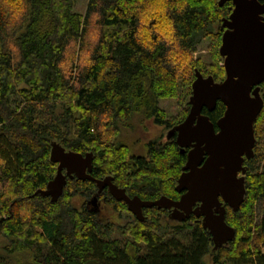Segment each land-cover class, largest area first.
<instances>
[{"label":"trees","instance_id":"1","mask_svg":"<svg viewBox=\"0 0 264 264\" xmlns=\"http://www.w3.org/2000/svg\"><path fill=\"white\" fill-rule=\"evenodd\" d=\"M218 1L86 0L80 13L76 0H0V264H264V96L244 201L226 208L235 237L214 253L199 219L170 223L153 207L139 222L107 190L97 197L127 220L102 222L88 180L67 179L56 202L35 195L55 175L54 142L92 153L91 177H111L129 197L178 199L186 153L174 139L149 141L145 156L125 140L134 120L167 130L184 120L194 70L223 80L220 24L231 2ZM203 40L207 65L192 58ZM165 100L182 102L177 122ZM223 112L220 102L202 110L212 123Z\"/></svg>","mask_w":264,"mask_h":264},{"label":"water","instance_id":"2","mask_svg":"<svg viewBox=\"0 0 264 264\" xmlns=\"http://www.w3.org/2000/svg\"><path fill=\"white\" fill-rule=\"evenodd\" d=\"M226 2H231L232 10L221 20L223 33L218 49L224 78L216 82L194 70L188 113L165 135L166 141L174 138L181 154L186 153L174 188L179 198L171 201L161 196L155 201H143L137 196L129 197L112 183L111 177H91L92 153L66 151L54 142L49 160L56 165L55 175L35 195L56 202L67 179L88 180L97 188L91 206L106 189L139 222L144 220L142 210L153 207L169 211L170 223L181 224L191 216L200 219L210 235L213 253L234 240L235 231L225 222L226 208L235 213L244 201V161L254 156V123L263 108L257 86L264 80V0H219L218 6ZM217 102L223 105L224 112L212 123L202 110L212 112Z\"/></svg>","mask_w":264,"mask_h":264},{"label":"rangeland","instance_id":"3","mask_svg":"<svg viewBox=\"0 0 264 264\" xmlns=\"http://www.w3.org/2000/svg\"><path fill=\"white\" fill-rule=\"evenodd\" d=\"M86 0H76L75 10L82 13L84 11ZM209 40H203L201 45L197 48L196 53L193 54V60L201 59L205 64H209L208 50L210 47ZM220 47V46H219ZM219 49V48H218ZM222 67V62L219 64ZM223 68V67H222ZM224 77V76H223ZM188 102V99H187ZM161 109L166 111L168 119L172 122H177L180 112L182 111V102L180 100H165L159 102ZM134 130L129 131L126 138L127 145L130 149V153L134 156H145L146 155V144L153 140H165V135L167 129L161 126L154 125L149 120H134ZM88 201V200H87ZM79 205V203H78ZM77 205V206H78ZM95 211L98 213L99 219L104 223H110L115 227H124L125 221L127 219L118 217L117 213L114 211L112 205H108L103 202L97 203ZM91 209L93 206L89 205ZM172 223V222H171Z\"/></svg>","mask_w":264,"mask_h":264},{"label":"flooded vegetation","instance_id":"4","mask_svg":"<svg viewBox=\"0 0 264 264\" xmlns=\"http://www.w3.org/2000/svg\"><path fill=\"white\" fill-rule=\"evenodd\" d=\"M261 3H264V2H261ZM231 10H232V5H231ZM231 13V12H230ZM224 78V77H223ZM254 89V88H253ZM252 89V90H253ZM257 89H258V93L260 94V96H261V98H262V100H263V96H264V80H263V82L261 83V84H259L258 86H257ZM204 110V109H203ZM188 113V112H187ZM216 132H217V130H215ZM172 139H174L173 137H172ZM172 139H170V140H172ZM186 152H187V150H186ZM106 190V189H105ZM105 190H103V191H105ZM98 198V197H97ZM179 198V197H178ZM99 202H103L104 203V199H100V198H98L97 199V202H96V205L95 206H93V208L95 209L96 207H98L97 206V203H99ZM90 205H91V203H89ZM161 211H163L165 214L163 215V218H165V219H167V216L169 215V211H166V210H161ZM142 213H143V211H142ZM130 215H131V213H130ZM131 217L133 218V219H135L134 217H133V215H131ZM191 217H193V216H191ZM190 217V218H191ZM189 218V219H190ZM188 219V220H189ZM200 220V219H199Z\"/></svg>","mask_w":264,"mask_h":264}]
</instances>
